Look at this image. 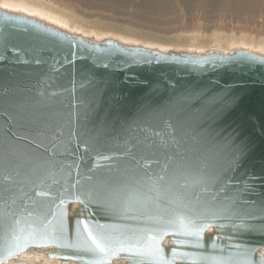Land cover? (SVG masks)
I'll use <instances>...</instances> for the list:
<instances>
[{"label":"water","instance_id":"1","mask_svg":"<svg viewBox=\"0 0 264 264\" xmlns=\"http://www.w3.org/2000/svg\"><path fill=\"white\" fill-rule=\"evenodd\" d=\"M264 264V52L71 30L0 4V264Z\"/></svg>","mask_w":264,"mask_h":264},{"label":"bare ground","instance_id":"2","mask_svg":"<svg viewBox=\"0 0 264 264\" xmlns=\"http://www.w3.org/2000/svg\"><path fill=\"white\" fill-rule=\"evenodd\" d=\"M126 2V0H0L1 5L37 14L57 21L71 30L97 37L111 35L128 42L173 47L216 46L226 50L232 46H244L264 52V31L254 33L251 29V27L256 30L264 29V0H140V2L133 0V3L129 4ZM105 12L111 14L106 15ZM195 14L206 21L212 18L228 19L230 22L245 25L246 29L226 31L227 29L222 27L212 29H205L203 25L190 27L186 25L185 17L179 25L171 29L168 27V23L184 15ZM123 16L131 17L133 21ZM149 23L163 25V28L151 26ZM26 256V264H48L41 263L39 258L31 257L30 254Z\"/></svg>","mask_w":264,"mask_h":264},{"label":"rangeland","instance_id":"3","mask_svg":"<svg viewBox=\"0 0 264 264\" xmlns=\"http://www.w3.org/2000/svg\"><path fill=\"white\" fill-rule=\"evenodd\" d=\"M127 2L126 3H128L129 4V0H126ZM133 1V0H132ZM131 1V2H132ZM137 1H139L140 2V0H137ZM130 2V3H131ZM133 3V2H132ZM138 3V2H137ZM185 5H187V6H189L188 4H185ZM109 12H105V14L106 15H110V14H108ZM198 14H195V15H184L183 17H180V18H178V20H175V21H172V22H170V23H168L169 24V28L171 29V28H173L175 25H179V23H181V21H184V20H182V19H184V17H185V22L187 23L186 25H189L190 27H192V26H199V25H203L204 27H205V29H212V28H215V27H222V28H224L226 31H239V30H244V29H246V27H245V25H243V24H237V23H235V22H230L228 19H225V20H223V19H218V18H212L211 20H209V21H206V20H204V19H202L199 15L197 16ZM197 16V17H196ZM208 16V15H207ZM118 17H121V16H117V18ZM189 19H188V18ZM198 17L199 18H201V19H198ZM208 17H214V16H212V15H209ZM123 18H125V19H127V20H130V21H133V19L131 18V17H128V16H123ZM189 20V21H188ZM197 20L199 21V22H197ZM220 20V21H219ZM228 20V21H227ZM191 21V22H190ZM212 21V22H211ZM193 22V23H192ZM211 22V23H210ZM221 22V23H220ZM204 23V24H203ZM225 23V24H224ZM149 24H152L151 26H157L158 28H163V25H160L159 24V26H158V24H156V23H149ZM172 24V25H171ZM172 27H171V26ZM232 25H234V26H232ZM238 25V26H237ZM251 27V26H250ZM251 29L253 30V32L254 33H257V31H259V32H262V30L264 31V29H261V30H256V29H254V27H251Z\"/></svg>","mask_w":264,"mask_h":264}]
</instances>
